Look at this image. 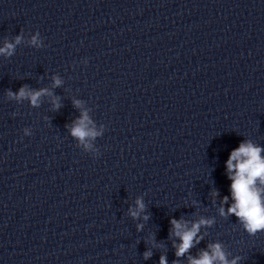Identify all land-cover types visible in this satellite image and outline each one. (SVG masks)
<instances>
[{
  "label": "clouds",
  "instance_id": "obj_1",
  "mask_svg": "<svg viewBox=\"0 0 264 264\" xmlns=\"http://www.w3.org/2000/svg\"><path fill=\"white\" fill-rule=\"evenodd\" d=\"M24 31L21 30L12 40L4 39L3 46H0V57L8 59L15 54L17 46L24 42ZM29 47L36 49L44 48L46 45L40 36L39 31L30 35L27 41ZM87 63V59L83 61ZM64 81L59 75L51 76L50 87L33 89L29 85H22L18 91L6 90V98L15 101L17 104L28 102L32 108H39L48 98L52 111L61 108L60 97L54 95L53 89L59 88ZM72 104L80 109V115L71 124H65L69 134L77 141V147L85 153L99 156V149L95 146L97 138L104 134V125L97 127L96 123L89 116V110L79 99H73ZM15 115V114H14ZM47 119V117H45ZM24 136H30L32 130L28 127L23 130ZM264 147L255 144L251 139H245L239 146L231 150L225 162V175L231 181L229 185L230 195L221 197L220 191L213 188L209 193L212 204L217 202L219 206L216 211L219 217L229 218L235 216L236 221L249 236H255L264 232ZM219 198V199H218ZM231 200V203H230ZM191 205L199 206V202L192 200ZM227 205V207H225ZM146 204L143 195L137 196L134 206H129L127 215L133 221H148L150 214H145ZM216 223L215 217L200 216L197 220H188L184 217L169 220V240L175 249V257L172 264H180V258L187 257V264H239L242 260L240 255L232 256L221 241L210 242L194 256L190 250L196 247L205 239L208 232H201V229H210ZM143 223L136 224L137 232L142 231ZM150 245L143 253V259L152 257V248H163L162 242L158 243L155 235L150 233L145 241ZM231 257V258H230ZM159 264H168L166 255H161Z\"/></svg>",
  "mask_w": 264,
  "mask_h": 264
}]
</instances>
